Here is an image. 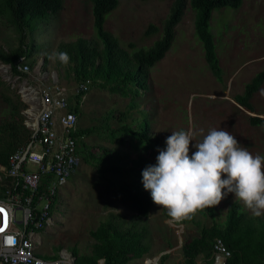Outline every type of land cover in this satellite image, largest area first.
I'll return each instance as SVG.
<instances>
[{
  "label": "rangeland",
  "instance_id": "obj_1",
  "mask_svg": "<svg viewBox=\"0 0 264 264\" xmlns=\"http://www.w3.org/2000/svg\"><path fill=\"white\" fill-rule=\"evenodd\" d=\"M172 2L119 0L117 8L106 16L104 29L114 36L120 48L130 54L146 50L159 39ZM91 8L90 0H63L62 11L54 17L50 16L53 18L47 22L34 21V31L27 33L25 39L33 49L30 59L24 61L26 64L33 62L29 74L15 79L11 67L0 63V80L4 84L0 87V123L7 109L1 99L2 94L24 105L21 110L23 121V112L30 106H33L35 117L37 101L33 100V93L22 98L21 91L26 81L36 85L37 74L42 80L49 83L55 81L72 92L77 84L73 73L58 58H54L53 53H59L60 44L79 38L97 42ZM150 25L156 26L158 31L145 36ZM209 30L222 69V82L216 80L206 64L202 44L195 34L194 12L187 3L184 15L175 28L170 49L149 70L147 90L138 92L133 90L134 85H130L126 90L129 97H124L91 83L77 116L79 129L95 127L94 134L83 139L89 149L82 154L88 160H82L81 166L58 195L53 214L54 226H50L46 234L39 233L42 243L37 246L36 252L40 257L46 258L47 252L56 256L63 250L71 254L73 248L87 254L92 245L89 232L114 213L122 215L123 229L133 224L147 229L146 243L152 250L151 256L157 258L165 252L171 254L166 264H181V245L197 236L201 227L213 223L209 216L203 214L204 210L194 215L195 224L172 220L160 206L152 207L146 219L138 220L117 201L113 193L112 197H107L106 184L98 181L96 166L106 157L113 162L114 150L123 157L129 154L131 158L142 157L156 163L158 152L147 150L141 141L146 135V126L148 137L158 139L159 145L164 147L171 132L191 130L190 156L196 151L192 145L213 128L230 132L250 153L264 156V131L251 126L248 121L253 116L264 119V84L250 100L253 111L242 108L234 101V96L242 94L244 86L257 73L264 71V0H243L238 9L213 10ZM18 37L12 24L6 17H1L0 47L5 51L16 48ZM131 88L133 93L129 92ZM130 96L135 98L132 100ZM123 125L132 127L136 135L135 138L122 135L125 143L120 145L110 140L108 130ZM131 182V177L126 178V183ZM235 201L247 214L254 216L229 193L213 207L216 223H223L228 205ZM20 219L19 212L17 220ZM143 262L137 260L129 264Z\"/></svg>",
  "mask_w": 264,
  "mask_h": 264
},
{
  "label": "trees",
  "instance_id": "obj_2",
  "mask_svg": "<svg viewBox=\"0 0 264 264\" xmlns=\"http://www.w3.org/2000/svg\"><path fill=\"white\" fill-rule=\"evenodd\" d=\"M90 2L97 42L79 38L74 42L62 43L58 48V52H66L70 57L64 65L73 73L77 83L90 80L100 89H107L113 94L120 93L124 97H129L126 90L130 85H134L133 90L136 89L138 92L147 90L149 70L161 61L170 49L175 37V28L184 15L187 3L194 12L195 34L202 44L206 64L216 80L222 82V69L215 52L209 22L213 10L238 9L242 6L243 0H173L169 14L163 21L159 39L148 49L133 54L120 48L114 36L104 29L106 16L117 8L119 0H90ZM62 9L63 0H0V18L6 17L19 36L16 48L5 51L0 47V63L9 65L13 75H19L16 69L18 64H25L31 68L33 62L24 63L30 59L33 50L32 46L25 42L26 34L34 31L33 24L36 21L47 22ZM157 31L156 26L150 25L144 35L150 36ZM263 84L264 71L257 73L244 86L243 93L234 96V101L242 108L253 111L250 100ZM3 85L0 80V87ZM129 92L133 93L132 88ZM81 96L74 98L76 102L74 111L77 116ZM130 97L132 100L135 98ZM1 99L7 106L6 116L0 123V165L5 166L9 156L20 145L26 143L30 131L23 124L21 110L24 105L21 102H13L5 94L1 95ZM248 121L251 126L260 127L264 131V119L253 116L249 117ZM94 128H80L75 135L82 153L89 149L83 139L94 134ZM145 129L146 135L141 140L145 144L144 148L156 151L158 148L163 149L164 146L159 145L158 139L148 137L147 126ZM108 132L110 140L120 145L125 143L122 135L128 134L134 138L136 135L135 130L127 125ZM112 154L115 158L113 162L106 157L96 166L98 181L106 184L107 197H112L111 193H113L117 201L136 219H146L151 208L158 205L153 203L150 192L143 187L141 170L155 163L142 157L131 158L129 154L123 157L116 150ZM83 160L88 159L83 156ZM129 177L132 178V182L126 183V178ZM203 214L209 216L213 223L208 227H201L197 236L181 245V264H196L198 258H202L204 264H212L215 239H220L231 254L226 264H264V215L250 216L238 201L228 205L221 224L215 222L213 207L205 209ZM122 220V216L110 213L106 220L91 230L90 251L81 254L75 248L71 250L76 264H97L102 259L103 264H128L132 260L143 259L150 250L146 243L147 229L143 226L139 228L135 224L123 229ZM184 221L195 224L194 216ZM56 257L57 255L46 258ZM168 257V254L162 255L158 260L159 264H163Z\"/></svg>",
  "mask_w": 264,
  "mask_h": 264
},
{
  "label": "built area",
  "instance_id": "obj_3",
  "mask_svg": "<svg viewBox=\"0 0 264 264\" xmlns=\"http://www.w3.org/2000/svg\"><path fill=\"white\" fill-rule=\"evenodd\" d=\"M16 69L19 75L15 79L30 73L25 64ZM90 85V80L78 82L70 93L55 81L42 80L40 74L36 75V85L25 82L22 98L33 93L36 115L33 117V106L23 112V124L30 135L9 156L7 165H0V264H76L66 250L50 259L40 257L36 249L42 243L39 233L54 226L58 195L83 160L75 137L79 128L72 98L82 95L81 105ZM230 256L222 241L215 239L212 264H226ZM156 262L148 258L143 264Z\"/></svg>",
  "mask_w": 264,
  "mask_h": 264
},
{
  "label": "clouds",
  "instance_id": "obj_4",
  "mask_svg": "<svg viewBox=\"0 0 264 264\" xmlns=\"http://www.w3.org/2000/svg\"><path fill=\"white\" fill-rule=\"evenodd\" d=\"M62 63L66 52L53 53ZM158 63V62H157ZM191 130L171 132L155 165L141 173L142 184L154 204L174 221L191 219L198 211L220 204L229 193L252 215H264V156L253 155L223 129H210L189 155Z\"/></svg>",
  "mask_w": 264,
  "mask_h": 264
},
{
  "label": "crops",
  "instance_id": "obj_5",
  "mask_svg": "<svg viewBox=\"0 0 264 264\" xmlns=\"http://www.w3.org/2000/svg\"><path fill=\"white\" fill-rule=\"evenodd\" d=\"M150 212H151V211H150ZM120 216H122V215H120ZM43 233L46 234V233H47V230H46L45 232H43ZM38 238H39V240H41V239H40V235L38 236ZM172 248H173V247H172ZM167 249H168V248H167ZM151 252H152V250L150 249L149 252H148L149 255L147 254L148 256L146 255L143 259H138V261L140 262L141 260H145V259H148V258H154L155 255H154V256H151ZM164 253H165V252H164ZM161 254H162V252H161ZM166 254H168V253H166ZM46 255L49 256V257H51V255H50L48 252L46 253ZM168 255H171V254H168ZM173 255H175V254H173ZM160 257H161V256H160ZM154 259H156V258H154ZM168 259H169V258H168ZM168 259H167V260H168ZM158 260H159V259H158ZM167 260H166L163 264H166ZM179 260H180V263H181V262H182V255L179 256ZM133 261H137V260H132V261H130L129 263H131V262H133ZM202 262H203L202 258H198L196 264H201ZM98 263H99V264H102L101 261H98ZM129 263H128V264H129ZM140 264H141V263H140Z\"/></svg>",
  "mask_w": 264,
  "mask_h": 264
},
{
  "label": "water",
  "instance_id": "obj_6",
  "mask_svg": "<svg viewBox=\"0 0 264 264\" xmlns=\"http://www.w3.org/2000/svg\"><path fill=\"white\" fill-rule=\"evenodd\" d=\"M164 254H166V253H162V254H160V255L156 258V260H158V259L160 258V256H162V255H164ZM100 261H101L102 264H103L104 260L102 259V260H100Z\"/></svg>",
  "mask_w": 264,
  "mask_h": 264
},
{
  "label": "snow or ice",
  "instance_id": "obj_7",
  "mask_svg": "<svg viewBox=\"0 0 264 264\" xmlns=\"http://www.w3.org/2000/svg\"><path fill=\"white\" fill-rule=\"evenodd\" d=\"M0 211H3V209H0ZM0 231H3V229H0Z\"/></svg>",
  "mask_w": 264,
  "mask_h": 264
}]
</instances>
